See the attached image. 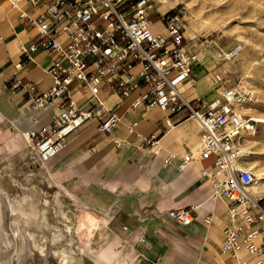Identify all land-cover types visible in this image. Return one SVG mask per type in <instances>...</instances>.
<instances>
[{
	"label": "crops",
	"instance_id": "1",
	"mask_svg": "<svg viewBox=\"0 0 264 264\" xmlns=\"http://www.w3.org/2000/svg\"><path fill=\"white\" fill-rule=\"evenodd\" d=\"M41 9L26 1L17 8L9 0H0V161L3 154L11 159L14 154L26 155L23 132L51 129L59 115L58 107L51 105L38 112L40 120L34 123L30 116L37 113L24 106L23 84L34 83L41 91L52 85L47 70L56 54L42 47L29 49L39 41L38 27L31 20ZM17 81L21 85H16ZM72 89L74 98L86 108L89 91L77 81ZM139 92L122 98L114 84L105 82L101 93L108 106L122 101L119 124L107 133L94 120L87 121L65 140L55 158L42 164L47 179L54 180L66 195H75L76 201L70 200L74 206L84 202L98 213L82 207L78 214L72 211L77 217L87 212L105 226L100 240L95 239L97 233L87 237L74 231L72 243H66L67 235L63 234L61 244L66 252L52 244L55 254L62 257V264H241L245 260L255 264L243 251L232 254L222 250L224 228L233 221L227 215V200L215 194L209 179L201 180V169L211 166L212 159L194 160L180 168L184 156L198 148L202 132L198 122L193 118L178 121L172 116L177 124L168 129L165 119L171 114L169 110L130 108ZM189 96L214 98L212 74H198ZM15 143L21 144V152L12 150ZM1 191L0 187L2 201ZM193 207V222L182 224L176 213L192 212ZM51 213L47 226L23 218L25 224L21 221L17 236L0 212V264H14L21 240V264H48L45 251H50L53 235ZM38 231L48 235L43 250L36 246L39 238L32 237ZM31 241L38 249L34 250Z\"/></svg>",
	"mask_w": 264,
	"mask_h": 264
},
{
	"label": "built area",
	"instance_id": "2",
	"mask_svg": "<svg viewBox=\"0 0 264 264\" xmlns=\"http://www.w3.org/2000/svg\"><path fill=\"white\" fill-rule=\"evenodd\" d=\"M9 1L17 8L24 1L42 6L31 20L38 27L39 41L29 49L42 47L56 54L47 70L52 77L47 91L34 83L22 85L24 106L37 113L30 116L34 123L40 120L38 112L48 106L59 109L53 128L23 132L32 156L41 163L52 160L65 140L89 120L101 131L112 132L121 121L118 108L122 101L108 106L101 93L105 82L114 84L122 98L139 90L130 108L169 110L171 114L165 119L168 129L177 124L172 116L178 121L193 118L198 122L202 131L198 148L184 156L180 168L194 160L212 159L211 166L201 169V180L209 179L215 194L227 200V215L233 221L224 228L222 250L232 254L243 251L255 264H263L264 196L251 191L256 174L247 166L253 151L245 144V134H256L258 122L238 109L253 104L257 96L232 84L226 72L218 71L213 75L217 84L214 98H190L203 58L187 37L183 10L161 13L154 9L152 0ZM154 15L162 24L158 33L151 29ZM21 16L26 17V13ZM76 81L90 93L86 108L74 98ZM192 209L179 210L177 219L190 224L196 211ZM241 264H247L246 260Z\"/></svg>",
	"mask_w": 264,
	"mask_h": 264
},
{
	"label": "rangeland",
	"instance_id": "3",
	"mask_svg": "<svg viewBox=\"0 0 264 264\" xmlns=\"http://www.w3.org/2000/svg\"><path fill=\"white\" fill-rule=\"evenodd\" d=\"M152 3L157 11L158 7H163L168 9L165 12L183 10L185 13L187 37L192 45L200 50L201 58H203L197 73H208L213 77L215 72H226L232 84L255 92L257 99L250 106L253 105L255 112L264 116V0H161L160 2L152 0ZM153 20L155 23L151 27L152 32L158 33L162 29V24L157 15L153 16ZM239 45L244 47L233 52ZM231 52L234 55L229 59L226 54ZM213 82L215 89L217 84L214 79ZM255 137L259 142L258 145L245 144L253 151L249 159L255 161L252 169L255 170L254 173L257 171L256 181L258 180L262 185L264 183V123L258 122ZM24 140L28 144L25 138ZM14 149L19 150L18 153L21 152V144L15 143L12 150ZM30 151L31 147L28 144L25 148L26 155L14 154L11 159L9 154H3L2 156L6 158L3 157L0 161L2 190L0 212L1 216L8 220V225L15 212L13 210L15 208L14 199L24 197L31 191L38 192L50 201L53 209L50 216V228H52V223L63 226L59 221L60 215L54 209L57 205L56 197L61 199L62 206L66 210L69 209L78 214L81 208L85 207L86 210L98 214L84 202H78L77 206H74L70 200L75 202V195L72 192L66 195L54 180L47 179L42 174L45 172L42 168L43 163L32 157ZM31 203L29 200L28 205ZM20 219L25 224L23 217ZM61 227L57 230H62ZM31 245L34 250L38 249L32 241ZM49 247L50 251H45L48 264H62V257L55 254L54 246L50 242ZM41 258L36 257L35 259ZM22 259L25 263L26 256ZM14 264H18L15 258ZM19 264H21V256Z\"/></svg>",
	"mask_w": 264,
	"mask_h": 264
},
{
	"label": "bare ground",
	"instance_id": "4",
	"mask_svg": "<svg viewBox=\"0 0 264 264\" xmlns=\"http://www.w3.org/2000/svg\"><path fill=\"white\" fill-rule=\"evenodd\" d=\"M158 1L160 2L161 0H158ZM166 10L168 9L163 8V7H158V11L160 12L163 11L165 13ZM242 47L244 46L242 45L237 46V48L233 50V52L239 51L240 49H242ZM233 52L227 53L226 57L229 59L232 58V56L234 55ZM252 106L250 105L241 106V107H238V109L244 113H249L255 121L264 123V116L257 114L255 112L256 109H254ZM256 137H255V134H253L252 132H248L247 134H245V143L251 144L252 146L258 145L259 142L257 141ZM249 160H248L249 162L247 163V166L249 168H254L253 165L255 164V161L253 159H249ZM251 191L254 194L264 196V183L260 185V182L257 180L256 183L252 186ZM29 200L32 202L31 205H28ZM55 201L57 205L54 206V209L56 210V213L60 215L59 221L63 225L61 227L62 230L61 229L57 230L59 227V225L57 224H54L51 228V232L53 235L51 237L49 236L50 243L53 244L54 246H57L56 250H60L61 252H66V246L64 244H61L62 242L61 239L63 237V234H66L67 235L66 243L67 242L72 243L74 231L81 232L85 234L87 237H89L92 234L97 233V236L95 239L100 240L101 235L105 230V226L103 223L96 222L97 216L84 212L82 215L77 217L74 214V212H72L71 210L69 209L66 210L63 208L62 206L63 203L59 197H56ZM40 202L42 204L41 206L39 205ZM14 203H15V208L13 210L15 212L13 213V217L11 218V226L13 227L14 232L17 236H20V231L22 229V222H21L20 217L21 218L23 217L26 220L31 221V222H38L39 226L48 225V214L50 210L51 211L53 210L51 207V203L48 199L46 198L41 199L37 192L31 191L27 193V195H25L24 197L14 199ZM32 237L39 238L38 242L36 243V246H38L39 249L43 250L46 240L48 238V235L44 233L43 231H38V232H33ZM22 243L23 241L21 240L20 245L17 248L15 257H14L17 260L18 264L20 260V257H19L20 252H21L20 250L23 247Z\"/></svg>",
	"mask_w": 264,
	"mask_h": 264
}]
</instances>
